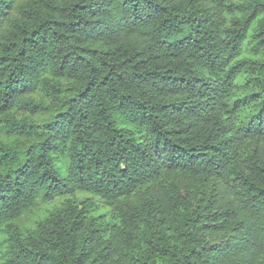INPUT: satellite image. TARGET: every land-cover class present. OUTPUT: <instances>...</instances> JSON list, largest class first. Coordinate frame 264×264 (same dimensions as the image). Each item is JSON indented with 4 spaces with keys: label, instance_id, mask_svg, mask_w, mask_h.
<instances>
[{
    "label": "trees",
    "instance_id": "1",
    "mask_svg": "<svg viewBox=\"0 0 264 264\" xmlns=\"http://www.w3.org/2000/svg\"><path fill=\"white\" fill-rule=\"evenodd\" d=\"M0 264H264V0H0Z\"/></svg>",
    "mask_w": 264,
    "mask_h": 264
},
{
    "label": "rangeland",
    "instance_id": "2",
    "mask_svg": "<svg viewBox=\"0 0 264 264\" xmlns=\"http://www.w3.org/2000/svg\"><path fill=\"white\" fill-rule=\"evenodd\" d=\"M47 115H34L33 119L35 120H42L46 119ZM91 195L84 193V192H78L75 194V198L79 200L85 199V197H90ZM71 198V197H70ZM68 197L64 198H57L52 202H49L48 204H44L41 206V208L36 211L35 215L33 217L29 218L28 220H25L23 223L26 224L28 227L33 228L36 225V222L40 220L41 218L49 217L51 214L55 211L60 209L65 202H68Z\"/></svg>",
    "mask_w": 264,
    "mask_h": 264
}]
</instances>
